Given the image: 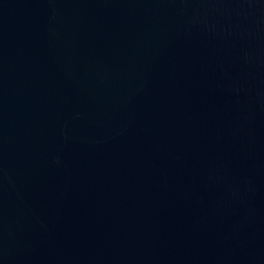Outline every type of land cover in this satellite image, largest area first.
Here are the masks:
<instances>
[{"label": "water", "instance_id": "1", "mask_svg": "<svg viewBox=\"0 0 264 264\" xmlns=\"http://www.w3.org/2000/svg\"><path fill=\"white\" fill-rule=\"evenodd\" d=\"M0 264H264V0H0Z\"/></svg>", "mask_w": 264, "mask_h": 264}]
</instances>
